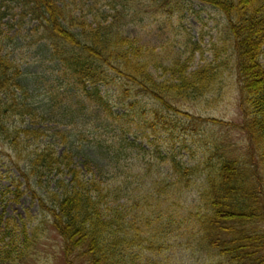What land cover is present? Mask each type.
I'll list each match as a JSON object with an SVG mask.
<instances>
[{
  "label": "trees",
  "instance_id": "16d2710c",
  "mask_svg": "<svg viewBox=\"0 0 264 264\" xmlns=\"http://www.w3.org/2000/svg\"><path fill=\"white\" fill-rule=\"evenodd\" d=\"M140 2L0 0V145L52 217L68 264L172 261L168 255L185 244L220 264H264V0H143L156 7L203 3L227 19L223 63L188 73L176 62L175 72H185L173 77V86L153 73L154 66L162 74L172 67L164 54L128 33ZM8 17L18 22H5ZM15 24L19 32L33 25L28 38L16 35L17 46L1 32ZM27 39V57L54 65L42 69L37 85L22 69L24 53L15 54ZM225 70L243 117L236 127L248 136L243 158L217 144L190 165L183 160L185 143L177 147L176 139L163 152L143 140L166 125L188 132L195 121L186 109L216 88ZM121 107L124 112L116 110ZM130 117V125L123 123ZM48 123L54 129L42 130ZM58 145L66 149L59 153ZM77 145L97 151L89 152L83 169L76 165ZM45 178L40 194L35 185ZM22 254L19 246L2 251L0 264H22Z\"/></svg>",
  "mask_w": 264,
  "mask_h": 264
},
{
  "label": "rangeland",
  "instance_id": "374dc122",
  "mask_svg": "<svg viewBox=\"0 0 264 264\" xmlns=\"http://www.w3.org/2000/svg\"><path fill=\"white\" fill-rule=\"evenodd\" d=\"M130 1L132 0H128L129 7H131ZM142 3H144L143 0L138 4L142 10L140 15L131 13L132 18L130 20L134 23H131L128 33L139 38L146 46L152 47L157 52H162L169 66L180 62L182 65H186L187 69L189 68V73L198 70L205 64L223 63V59L227 56L224 46L228 42V31L225 28L227 19L218 10L197 2L171 3L170 6L161 3L157 7L154 2L149 4L147 2L145 3L146 6H143ZM15 20L8 17L5 22L14 25L13 22H18ZM10 24L9 26H11ZM16 24L11 29L5 26L1 30L2 38H12L11 45L14 46H17L19 41L18 38L15 41L16 35L23 37L25 34L28 38L31 35L30 30L33 28V25L26 26L19 32ZM19 25L22 26V23ZM23 43L24 48L15 49V54L24 53L25 59L22 63V69L25 74L32 73L29 80L37 85L38 81L42 82L43 80L42 74L44 72L42 69L44 67L53 69L52 66L54 65L41 63L43 61L42 56L38 58V63L34 61L33 56L27 57L32 55L28 51L32 39L23 40ZM154 67L153 73L156 74V78L168 82L170 86L175 85V80H178L177 78L173 79V77L183 76L181 73L185 72V70L175 72L172 66L166 73L162 74L163 68ZM229 70H225L222 74L223 79L216 88L205 94L206 97L203 96V98L193 101L186 109L185 113L188 111L195 121L189 123L192 127L188 128V132L184 134L166 125V129L155 127L157 132L151 139L143 138V140L153 141L155 146L160 145V150L163 152L172 150L176 139L178 143L175 145L177 147L185 143L190 148L183 152V156H185L183 160L190 165L202 160L205 155L210 153L209 149L213 146L215 148L217 144L221 146L222 151L232 152L233 158H243L247 154L249 142L247 134L236 127V125L243 123V117L239 108V97L235 90L234 78ZM47 73L52 74V71L49 70ZM43 95L42 91L38 93L40 97ZM205 99L209 101L207 102ZM116 110L125 111L122 107ZM183 116L185 119L191 118ZM131 119L134 120L131 117L126 118L123 123L130 125L133 122ZM173 123L178 127L176 121ZM125 124L124 126H127ZM54 126L55 124L48 123L40 127L42 130H48L54 129ZM131 127L140 129L135 126ZM190 133L198 134L197 138L189 135ZM134 134L135 137L141 134L142 137L144 136L143 132L134 131ZM217 139L218 142L214 145ZM76 147V165L83 169V163L89 152L97 153V151H87L79 145ZM65 149L64 146L58 145L57 147L59 153ZM11 154L12 152L6 145H0V252L19 246L23 250L22 264H68L64 238L54 225L50 214L43 211L32 189H29L25 183L22 171L11 158ZM212 154H214L213 151ZM47 185L48 181L45 178L41 184L35 185V189L43 194L41 186L46 187ZM178 250L177 255H168L172 261H167L164 258L150 259L147 257V259L145 257V264H220L216 257L193 253L194 250L186 244L179 245Z\"/></svg>",
  "mask_w": 264,
  "mask_h": 264
}]
</instances>
